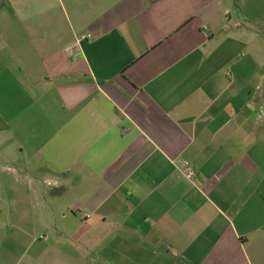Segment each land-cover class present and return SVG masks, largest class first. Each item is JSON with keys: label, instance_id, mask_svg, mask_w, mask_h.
Wrapping results in <instances>:
<instances>
[{"label": "crops", "instance_id": "crops-1", "mask_svg": "<svg viewBox=\"0 0 264 264\" xmlns=\"http://www.w3.org/2000/svg\"><path fill=\"white\" fill-rule=\"evenodd\" d=\"M0 264H264V0H2Z\"/></svg>", "mask_w": 264, "mask_h": 264}, {"label": "built area", "instance_id": "built-area-1", "mask_svg": "<svg viewBox=\"0 0 264 264\" xmlns=\"http://www.w3.org/2000/svg\"><path fill=\"white\" fill-rule=\"evenodd\" d=\"M86 38H90L91 35L90 34H86L85 35ZM183 176L185 179H187L188 181H190L192 184H194V171L189 168V167H185V170L182 172Z\"/></svg>", "mask_w": 264, "mask_h": 264}, {"label": "rangeland", "instance_id": "rangeland-1", "mask_svg": "<svg viewBox=\"0 0 264 264\" xmlns=\"http://www.w3.org/2000/svg\"><path fill=\"white\" fill-rule=\"evenodd\" d=\"M1 3H2V0H0V4H1ZM49 182H50V181H49ZM44 186L46 187V190L44 189L43 192H44V194H45L46 196H48V195H49V194H48V192H49V191H48V187H47L46 185H44ZM52 191H53V190H52ZM46 196H45V197H46ZM63 221H64V220H60V219H58V220H57V225H55V227H59L60 224L63 223ZM47 238H48V237H47ZM40 239H41V240H45L46 237H44L43 234H41V235H40Z\"/></svg>", "mask_w": 264, "mask_h": 264}]
</instances>
